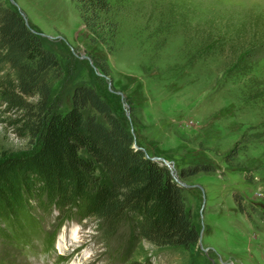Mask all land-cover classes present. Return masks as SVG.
<instances>
[{
	"label": "rangeland",
	"instance_id": "rangeland-1",
	"mask_svg": "<svg viewBox=\"0 0 264 264\" xmlns=\"http://www.w3.org/2000/svg\"><path fill=\"white\" fill-rule=\"evenodd\" d=\"M109 1L104 42L72 0H3L23 12L60 61L62 73L51 84L61 111L76 87L89 85L134 146L170 163L172 177L185 185L198 243L160 249L130 226L106 240L90 220L65 221L55 209L43 216L35 208L28 226H44L51 248L39 239L20 248L19 229L0 222V264H264V0ZM202 34L216 39V52L200 50ZM247 52L253 64L245 75L234 66ZM3 118L0 154L31 150ZM198 166L207 170L181 177Z\"/></svg>",
	"mask_w": 264,
	"mask_h": 264
},
{
	"label": "trees",
	"instance_id": "trees-1",
	"mask_svg": "<svg viewBox=\"0 0 264 264\" xmlns=\"http://www.w3.org/2000/svg\"><path fill=\"white\" fill-rule=\"evenodd\" d=\"M72 1L91 35L100 38L102 16L112 11L111 2ZM32 30L0 0V118L31 147L0 154V222L12 233L13 225L19 229V247L30 250L37 239L52 246L53 235L45 241L44 226H28L35 208L43 216L55 209L65 221L90 220L106 240L130 226L133 236L160 249L197 244L199 233L185 210L182 188L167 167L134 146L132 133L95 88L76 87L70 107L59 109L51 82L62 65ZM197 39L200 50L216 52L212 35ZM250 56L243 54L234 71L247 75ZM96 66L110 72L101 58ZM204 170L189 168L181 177Z\"/></svg>",
	"mask_w": 264,
	"mask_h": 264
},
{
	"label": "water",
	"instance_id": "water-1",
	"mask_svg": "<svg viewBox=\"0 0 264 264\" xmlns=\"http://www.w3.org/2000/svg\"><path fill=\"white\" fill-rule=\"evenodd\" d=\"M18 12H19V14L21 15V17L24 19V21H25V23H26V25L28 26V27H30L28 24H27V22H26V20H25V17H24V14H23V12L19 9L18 10ZM34 33H36L34 30H32ZM37 34V33H36ZM138 149H140L141 151H143L144 153H145V151L142 149V148H140V147H137ZM146 154V153H145ZM147 156V158H149V159H151V160H153V161H157V162H159V163H161L162 165H164V166H166V167H169L170 166V163H168L165 159H163V158H157V157H150V156H148V155H146ZM175 181L180 185V187L181 188H185V185L179 180V179H175Z\"/></svg>",
	"mask_w": 264,
	"mask_h": 264
},
{
	"label": "bare ground",
	"instance_id": "bare-ground-1",
	"mask_svg": "<svg viewBox=\"0 0 264 264\" xmlns=\"http://www.w3.org/2000/svg\"><path fill=\"white\" fill-rule=\"evenodd\" d=\"M171 166V165H170Z\"/></svg>",
	"mask_w": 264,
	"mask_h": 264
}]
</instances>
